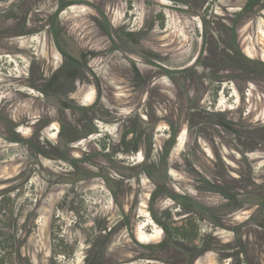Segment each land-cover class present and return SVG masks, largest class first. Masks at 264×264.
I'll list each match as a JSON object with an SVG mask.
<instances>
[{
  "label": "rangeland",
  "instance_id": "obj_1",
  "mask_svg": "<svg viewBox=\"0 0 264 264\" xmlns=\"http://www.w3.org/2000/svg\"><path fill=\"white\" fill-rule=\"evenodd\" d=\"M12 4L0 223L28 263L264 264V78L238 111L235 85L198 93L190 70L205 24L243 8L246 57L264 63V0H0V12ZM194 119L216 122L228 168L204 140L191 168ZM238 136L255 149L238 152Z\"/></svg>",
  "mask_w": 264,
  "mask_h": 264
},
{
  "label": "flooded vegetation",
  "instance_id": "obj_2",
  "mask_svg": "<svg viewBox=\"0 0 264 264\" xmlns=\"http://www.w3.org/2000/svg\"><path fill=\"white\" fill-rule=\"evenodd\" d=\"M226 9L227 8H225L224 11H226ZM64 10H62V8L60 9V11ZM246 10L250 11V8H247ZM209 11L210 15L214 14L221 16V14L216 11ZM261 12L264 14L263 9ZM15 13H19L18 6L16 4H12V6L6 11H1L0 25H3L6 18H12ZM244 13V8L241 12H236L233 21L230 23H216L211 21L205 24V32L202 34L201 49L199 50L197 56L195 57V61L191 64L190 68L191 72L198 75L200 79V81L197 82L198 93H203L208 89L211 90L212 85L215 83H217V85H222L229 82L235 85L241 99L240 106L242 105L238 111L247 107L246 102L248 103L250 101V98H246V95L248 94L247 91H249L247 85L250 83L256 84L257 82H260L258 81L260 79V75L264 78V70L260 69L264 68V63L260 62L259 59L250 58L249 56L246 57L245 54L246 49L244 48V39H242L244 35L243 31L245 30V22L240 21L244 18ZM55 27H57V25H55ZM224 33H226L227 37L219 38V35L224 36ZM260 50L264 52V49L260 48ZM256 51L259 52L257 49ZM199 59L203 61H200ZM219 88L220 86L216 89L217 94L219 93ZM228 89H231V87H228ZM227 93H229V91H227ZM254 99L255 97L252 95V101ZM200 101L201 99L195 98L192 94L191 107L192 112L194 113L193 116H197V114L201 112L199 109L205 108L199 106ZM83 107L92 106H81L80 110H82ZM214 121L215 118H213V122ZM213 122L203 123L194 119L193 125L191 126L189 143L191 168H196L199 163L204 165L198 158V153L201 151V140L210 144L212 150L215 151L214 159L216 164L228 168L225 164L228 161L227 157H225V153L229 149V144L226 140L217 139L216 132L218 130V125L216 122L213 124ZM236 127H239V123ZM221 131L226 133L227 129L224 128V130L221 129ZM233 142L235 143V147L238 152L242 151L241 154L245 148L255 149L254 145L243 144L241 137L239 136L234 138ZM230 159L234 160V157L231 156Z\"/></svg>",
  "mask_w": 264,
  "mask_h": 264
},
{
  "label": "trees",
  "instance_id": "obj_3",
  "mask_svg": "<svg viewBox=\"0 0 264 264\" xmlns=\"http://www.w3.org/2000/svg\"><path fill=\"white\" fill-rule=\"evenodd\" d=\"M250 6V5H249ZM83 111H92L93 107H83ZM175 135L173 136L172 141H175ZM173 142L171 145H173ZM168 152V151H167ZM167 152L165 160L167 158ZM232 195V196H231ZM226 195L228 199H234L233 194ZM0 209H2L0 207ZM5 211V209L3 210ZM5 227H1L0 223V264H23L29 261L28 258L24 257L20 252V240L16 238L15 234L5 233L3 230ZM28 264H31L30 262Z\"/></svg>",
  "mask_w": 264,
  "mask_h": 264
}]
</instances>
